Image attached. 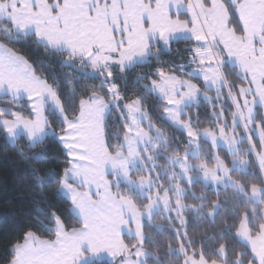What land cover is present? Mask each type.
<instances>
[{
	"label": "snow or ice",
	"instance_id": "obj_1",
	"mask_svg": "<svg viewBox=\"0 0 264 264\" xmlns=\"http://www.w3.org/2000/svg\"><path fill=\"white\" fill-rule=\"evenodd\" d=\"M26 38L60 57L61 66L103 78L99 86L86 88L78 104L73 88L66 102L59 85L42 78L14 48ZM180 39L196 41L185 49L188 65L177 66L188 79L162 65L153 74L159 79L150 85L140 83L147 74L137 77L148 94L163 101L164 118L182 133L177 137L152 123L140 97L123 103L120 82L126 83L124 74L134 67L159 63ZM65 79L73 82L71 76ZM213 89L215 98L208 96ZM225 89L235 108L229 113L231 124L223 103L216 111ZM0 96H10L13 105L26 98L35 114L0 108V132L8 141L15 145L25 137L31 150L51 135L67 150L62 172H32L41 193L57 185L55 194L67 197L78 217L77 225L69 227L52 209L37 222L45 226L46 221L54 238L27 231L22 243L10 245L8 264H103L107 257V264H264V215L249 210L264 205V0H229L228 6L222 0H0ZM201 96L213 108L214 119L205 127L198 114L195 119L191 115ZM113 111L122 121L115 143L107 131ZM46 112L59 119L60 135ZM221 142L231 166L214 151ZM243 143L247 147L239 146ZM19 152L23 157L24 150ZM252 153L259 176L248 173L251 161L246 157ZM209 189H214V199ZM222 211L233 216L241 249L233 246L231 255L229 246L207 231L200 235L199 247L188 231L190 215L214 226ZM162 213L174 233L165 245L144 231V221ZM156 231L162 233L164 226L157 225ZM212 239L216 244L206 250Z\"/></svg>",
	"mask_w": 264,
	"mask_h": 264
},
{
	"label": "trees",
	"instance_id": "obj_2",
	"mask_svg": "<svg viewBox=\"0 0 264 264\" xmlns=\"http://www.w3.org/2000/svg\"><path fill=\"white\" fill-rule=\"evenodd\" d=\"M222 2L228 6L229 0H222ZM180 15L182 19L185 18V14ZM231 15L233 19H238V15L234 12L231 13ZM195 44V41L188 42L186 40L172 43L170 52L162 54L159 63L153 60L151 62V67L148 65L134 67L124 74L127 78L126 83L125 81L120 82L122 90L126 93V99L123 103L140 97L144 109L151 117L152 123L158 127H163L169 135L177 137L182 136V133L165 120L163 102L154 94H148L145 89L140 86V83L150 85L152 79L158 80L159 77L153 74L155 69L161 65L166 72L171 71L183 79H188L186 75L178 71L177 66L181 63L188 65L190 54L186 52L185 49ZM14 48L20 54L28 58L42 78L47 79L49 83L55 82L59 85L60 93L65 98L66 102L73 88L75 89L76 103L78 104L79 98L87 94L85 89L93 85L99 86L100 79H103L87 78L75 73L69 68L61 66V58L46 52L42 46H38L34 42V38L21 39L14 45ZM192 67H195V65ZM188 70L190 71L191 68ZM141 74H147L148 79H141L140 83H137V77ZM67 76L72 77V83L66 82L65 78ZM193 80L196 81L195 79ZM234 82L238 87L240 86L239 81ZM226 92L227 89H225V96H222L221 100L217 102L216 111L220 110V104L223 103L224 111L229 122L231 120V115L229 113L235 111V108L232 106L231 100L226 98ZM214 96L213 92V98H215ZM10 101L11 99L6 97L0 98V108L11 107L13 110L22 109L25 116H32L25 102H19L13 105ZM68 106L72 107L71 104ZM212 111L213 108L210 103H200L197 107L196 113L199 115L201 127L209 126V121L214 119ZM47 117L57 136L60 135L59 119L48 112ZM121 123L122 121L118 119L117 112L113 111L108 120L107 129L111 136L112 143H115V133L120 130ZM238 131L240 133L243 131L242 126L238 128ZM258 141L259 138L255 135L253 137V142L258 143ZM239 146L242 148L247 147V143H243ZM183 147L184 146L181 145V149H183ZM21 148L24 150L23 157L19 152ZM65 153V150L56 136L49 135L43 143L29 150L28 142L23 138L19 139L14 145L8 142L5 133L0 132V264H8L11 259V253L9 251L10 245L16 241L22 243L24 234L29 230L34 231L42 239L54 238L46 231V221L45 226L37 222L38 220L44 221L46 215L50 214L52 209L61 216L67 226L71 227L77 225L78 217H76L71 210V203L62 194H55L57 185L53 184L50 187H46L43 193H41V190L34 184L32 170L37 169L40 175H45L49 172H62L67 166L68 157ZM182 154L183 151H181V155ZM220 154L223 159H226L228 164L231 162L232 157L228 155L225 150H221ZM252 154L246 157L251 161V167H249L248 173H255L256 176H259L260 171L256 163L255 153ZM24 157H29V159H25ZM158 162L163 165L165 161L164 159H160ZM244 178L251 179V176L245 175ZM194 190L199 194L201 186L197 185ZM41 195H43V201H46L47 205L51 206L50 208L41 200ZM208 195L209 198L214 199L215 191L209 189ZM221 199H223V193L221 194ZM229 208H231V205H229ZM252 208H255L257 212L262 215L264 205H250L249 210L251 211ZM39 209H43V212L39 211ZM240 211L242 212L243 209ZM165 216L166 215L162 213L154 216L151 222L144 221V231L154 240L160 241L162 245H165L167 241L171 240L174 234L169 228ZM235 222L238 225V219ZM233 224V216L223 211L216 217L214 226L209 220L197 222L190 215L188 231L191 235L196 236L198 247L200 235L207 231L209 236H215L219 238L221 242L226 243L229 246L231 255V248L233 246L241 250L240 245L237 244L238 238L235 236ZM157 225L164 226V231L162 233L156 231ZM125 242L128 243L129 239L125 238ZM215 244L216 239H212L210 243H205L204 247L208 250ZM173 246L175 247L177 245L174 243ZM247 251L250 254L248 248ZM171 259L174 260L175 258L171 257ZM107 262V260H104L103 264H107ZM149 264H153V262L150 261Z\"/></svg>",
	"mask_w": 264,
	"mask_h": 264
},
{
	"label": "rangeland",
	"instance_id": "obj_3",
	"mask_svg": "<svg viewBox=\"0 0 264 264\" xmlns=\"http://www.w3.org/2000/svg\"><path fill=\"white\" fill-rule=\"evenodd\" d=\"M183 14H185L184 12H183ZM196 81H194L193 80V82L194 83H198V85H202L203 84V80L202 79H199V80H197V79H195ZM203 90V89H202ZM213 92H214V95L216 96V93H215V90L213 89L212 91H210L209 93H208V96H210V97H212L213 98ZM156 97H158V94H156V93H153ZM214 96V97H215ZM160 99V98H159ZM161 100V99H160ZM162 101V100H161ZM163 102V101H162ZM200 103H204V104H209V102L208 101H206L205 99H204V97L203 96H201L200 97V101H199V104H198V106L200 105ZM164 104V103H163ZM196 110H197V107H193L192 109H191V115L193 116V118L195 119V117H196V115H197V113H196ZM169 124H170V122L167 120V119H165ZM230 123L229 124H231V120L229 121ZM147 125V123H146V121H145V123H144V126H146ZM146 128V127H145ZM237 133H240L239 131H238V128H237ZM229 134H231V133H229ZM237 138H239V136L237 137ZM221 150L223 151V150H225L226 152H227V146L223 143V142H221V144H220V147L218 148V149H216V150H214V151H218V153H219V155H220V157L223 159V157L221 156ZM252 156H253V154H252ZM254 157V156H253ZM255 157H256V155H255ZM256 160H257V157H256ZM159 163V162H158ZM257 163V162H256ZM257 165H258V163H257ZM229 166H231V162L229 163ZM259 167V166H258ZM259 171H260V169H259ZM161 182H163V181H161ZM214 190V189H213ZM163 214H165V215H167L166 213H163ZM173 215H174V213H173ZM152 220V219H151ZM145 221H147V222H151V221H148L147 219L145 220ZM133 227H134V225H133ZM126 234V233H125Z\"/></svg>",
	"mask_w": 264,
	"mask_h": 264
},
{
	"label": "crops",
	"instance_id": "obj_4",
	"mask_svg": "<svg viewBox=\"0 0 264 264\" xmlns=\"http://www.w3.org/2000/svg\"><path fill=\"white\" fill-rule=\"evenodd\" d=\"M175 12H176V10L175 9H173V14H175ZM180 14H183V11H181V13ZM178 41H185L184 39H180V40H178ZM174 42H177V41H174ZM174 42H172V43H174ZM196 42V41H195ZM171 46V45H170ZM115 67V66H114ZM89 71H91L90 69H89ZM247 85L245 84V87H246ZM0 98H3V96H0ZM6 98H9V99H11V97L10 96H8V97H6ZM21 102H25L26 104H27V107H28V105L30 104V102L25 98V99H23ZM29 108V107H28ZM29 110H30V112H31V114H32V116L34 117V113H32V111H31V109L29 108ZM126 111V110H125ZM45 115L47 116V112L45 113ZM5 136H6V134H5ZM258 138H259V136H258V134L256 135ZM48 137V136H47ZM47 137H45V139L47 138ZM21 138H23L24 140H26L27 142H28V140L25 138V137H20L19 139H21ZM45 139H44V141H45ZM43 141V142H44ZM9 143H11L10 141H8ZM29 143V142H28ZM12 144V143H11ZM60 144H61V142H60ZM39 145V144H38ZM62 145V144H61ZM64 149V148H63ZM65 150V152L67 151L66 149H64ZM255 159H256V157H255ZM256 162H257V160H256ZM258 163V162H257ZM109 179H112V177L111 176H109L108 177ZM113 190H115V189H113ZM93 191H95V186H93ZM65 197V196H64ZM69 202H70V200L67 198V197H65ZM71 203V202H70ZM264 210V209H263ZM74 213V212H73ZM74 215L76 216V214L74 213ZM262 215H264V211H262ZM77 217V216H76ZM124 238H127V235L126 234H124ZM126 243V242H125ZM243 243V242H242ZM247 248L249 249V251H250V253H251V248H250V245H248L247 246ZM105 260H107V261H110L111 260V258L110 257H107ZM257 264H258V262H257Z\"/></svg>",
	"mask_w": 264,
	"mask_h": 264
},
{
	"label": "water",
	"instance_id": "obj_5",
	"mask_svg": "<svg viewBox=\"0 0 264 264\" xmlns=\"http://www.w3.org/2000/svg\"><path fill=\"white\" fill-rule=\"evenodd\" d=\"M65 68H69V67H66V66H64ZM69 69H71V70H73L75 73H77V74H80V75H82V76H85V75H83L81 72H79V71H77V70H74V69H72V68H69ZM85 77H87V78H92L91 76H85Z\"/></svg>",
	"mask_w": 264,
	"mask_h": 264
}]
</instances>
